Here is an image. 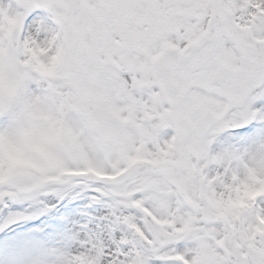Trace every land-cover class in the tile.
<instances>
[{"label": "snow or ice", "instance_id": "obj_1", "mask_svg": "<svg viewBox=\"0 0 264 264\" xmlns=\"http://www.w3.org/2000/svg\"><path fill=\"white\" fill-rule=\"evenodd\" d=\"M0 264H264V0H0Z\"/></svg>", "mask_w": 264, "mask_h": 264}]
</instances>
